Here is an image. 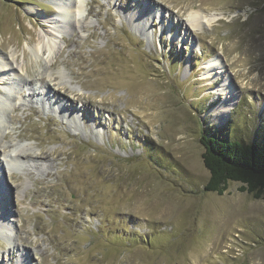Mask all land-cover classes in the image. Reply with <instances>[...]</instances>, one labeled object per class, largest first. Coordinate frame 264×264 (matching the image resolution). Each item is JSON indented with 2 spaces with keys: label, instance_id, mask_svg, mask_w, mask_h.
Segmentation results:
<instances>
[{
  "label": "rangeland",
  "instance_id": "374dc122",
  "mask_svg": "<svg viewBox=\"0 0 264 264\" xmlns=\"http://www.w3.org/2000/svg\"><path fill=\"white\" fill-rule=\"evenodd\" d=\"M66 3L0 0V77L12 52L17 70L0 79V264H264V197L204 192L198 141L264 144V0ZM195 12L217 20L190 34ZM45 33L57 52L35 58ZM214 58L237 97L221 125Z\"/></svg>",
  "mask_w": 264,
  "mask_h": 264
},
{
  "label": "trees",
  "instance_id": "16d2710c",
  "mask_svg": "<svg viewBox=\"0 0 264 264\" xmlns=\"http://www.w3.org/2000/svg\"><path fill=\"white\" fill-rule=\"evenodd\" d=\"M222 132L227 134L224 129ZM227 138L224 139L221 134L205 133L198 140L202 148L201 162L208 172L203 191L222 196L229 183H238L240 192L256 200L263 198L264 144H247L232 137L231 140Z\"/></svg>",
  "mask_w": 264,
  "mask_h": 264
},
{
  "label": "bare ground",
  "instance_id": "6f19581e",
  "mask_svg": "<svg viewBox=\"0 0 264 264\" xmlns=\"http://www.w3.org/2000/svg\"><path fill=\"white\" fill-rule=\"evenodd\" d=\"M69 3H70V0H67L66 10L68 12H71L72 9H71V7L69 8V6H68ZM75 8L76 7L73 6V9H75ZM63 9H64L63 7H60L59 8L60 12H62ZM79 9H80L79 6L75 9L76 15L79 14L78 13ZM159 12L160 11H158V13ZM216 20H217V16H213V15L212 16H209V15H206V14L205 15H202L199 12L191 13V14L188 15V18H187L186 31L191 34L193 31L199 29L203 25L211 26V24L213 22H216ZM52 23H54V21ZM55 23H58L57 18H55ZM57 45H58V37L54 36V34H51V33L42 34L41 36H39V38L37 40V43H36V46L34 47L35 58H38L39 57L38 54H39L40 56H43L41 59H43V58L44 59H50L57 52ZM14 55L15 54L12 52L11 56H9V59L8 58L6 59V63H10L11 64L10 65L11 67L9 69L6 68L8 70L5 71L4 73H1V76L2 77L4 75H6V74H10L9 72H15L16 73L17 70H16V68L13 67V64H12V63L16 62ZM52 66L55 67V64H53ZM205 69L206 70H205V72L203 74L204 78H212L213 77L214 80H218V79L221 80L220 83H219V86H218V89L217 90H219L220 92H222V94L224 95V96H222V98H223L222 99V104L223 103H225V104L220 105V106H218L216 108H213V110H212L213 111L212 112L213 113V116H212L213 117V120L216 122V124L221 125V124L224 123L223 122V116L229 113L230 107L232 105H234L236 103V101H237V97H235V92H234L235 89L233 88V86H231L230 84H228V80H229L228 77H232V74H231L230 71H228L227 74L225 73V71H226L225 64L219 58H214V59L210 60L208 62V64L205 65ZM246 73L248 74L249 72H246ZM237 74L240 75V72H237ZM233 76H235V75H233ZM2 77H0V79ZM55 80L56 79H54V81ZM51 82H52V80H49L48 83H51ZM29 89L31 90V93L32 94L35 93L36 90H37V89L34 90L33 87H29ZM61 89H58L57 91H55V93H62L60 91ZM50 92H52V91H50ZM4 138H6V136ZM3 147L4 148H7L5 146H1L0 145V150L3 149ZM0 152H2V150ZM12 152H14V151H12ZM14 153H16V152H14ZM16 154H17V159H20V158L26 159V158H28L31 161L33 158H41V156L29 155V154H26V153H23V152H18ZM2 155H3V152H2ZM12 155H13V153H12ZM9 158L11 160L12 156L9 155ZM3 163H8V161L5 160V159L3 160L0 157V165H3Z\"/></svg>",
  "mask_w": 264,
  "mask_h": 264
}]
</instances>
